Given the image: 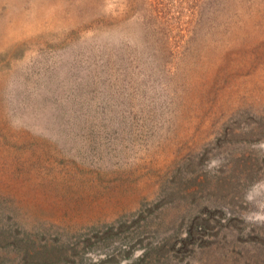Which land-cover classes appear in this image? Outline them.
I'll list each match as a JSON object with an SVG mask.
<instances>
[{"label": "rangeland", "instance_id": "rangeland-1", "mask_svg": "<svg viewBox=\"0 0 264 264\" xmlns=\"http://www.w3.org/2000/svg\"><path fill=\"white\" fill-rule=\"evenodd\" d=\"M260 141L264 0H0V264H264Z\"/></svg>", "mask_w": 264, "mask_h": 264}, {"label": "clouds", "instance_id": "clouds-1", "mask_svg": "<svg viewBox=\"0 0 264 264\" xmlns=\"http://www.w3.org/2000/svg\"><path fill=\"white\" fill-rule=\"evenodd\" d=\"M257 152H264V141H260ZM224 161L217 157L209 156L205 161L204 170L209 174H218ZM244 199L252 205L253 210L242 218L247 223L264 224V179L253 182L244 194Z\"/></svg>", "mask_w": 264, "mask_h": 264}]
</instances>
